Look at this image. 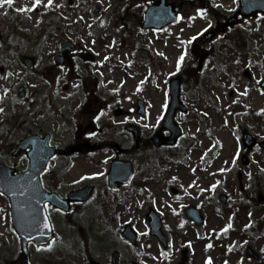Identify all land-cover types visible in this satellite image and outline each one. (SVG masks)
Segmentation results:
<instances>
[{
	"label": "rangeland",
	"instance_id": "rangeland-1",
	"mask_svg": "<svg viewBox=\"0 0 264 264\" xmlns=\"http://www.w3.org/2000/svg\"><path fill=\"white\" fill-rule=\"evenodd\" d=\"M148 2L153 0H0V162L25 170V153L14 150L33 134H51L61 150L85 142L69 163L58 155L42 181L49 190L61 186L62 195L83 184L95 188L88 201L74 205L72 221L48 205L56 236L48 246L30 245L34 264H112L114 251L121 264H264V146L248 149L243 140L246 130L264 142V18L240 20L206 41L200 36L221 26L206 7L230 16L239 0H168L180 7V19L160 30L142 27ZM129 11L139 13L132 24ZM66 42L75 49L58 64ZM139 44L149 56H134ZM199 49L206 52L203 68L181 88L187 111L175 115L182 130L178 143L129 152L136 138L128 124L139 126V146L157 131L169 135L162 127L169 81L193 67ZM22 57H30L33 68ZM114 158L135 166L131 182L117 189L107 182ZM67 164L63 183L54 170ZM225 171L229 180L222 184ZM100 198L105 204H98ZM189 206L200 210L203 224L186 216ZM151 209L160 216L166 247L149 232ZM127 224L137 234L135 244L122 236ZM20 248L9 202L0 194V264H17Z\"/></svg>",
	"mask_w": 264,
	"mask_h": 264
},
{
	"label": "water",
	"instance_id": "water-1",
	"mask_svg": "<svg viewBox=\"0 0 264 264\" xmlns=\"http://www.w3.org/2000/svg\"><path fill=\"white\" fill-rule=\"evenodd\" d=\"M159 5H153L146 11L145 27L161 28L169 22H174L177 19L178 8L173 6H166V0H158ZM194 1V0H190ZM260 12L264 15V0H241L240 10L237 14H242L244 18ZM160 15L158 19L155 16ZM237 22V17L230 18L227 25H233ZM212 34V33H211ZM210 34V35H211ZM73 47L65 44L63 49ZM62 61V57H58ZM204 59V53H201L198 59V66L200 67ZM27 66L32 67L33 63L29 58H24ZM264 86V83H262ZM180 80L175 79L171 82V97L172 101L169 110L165 116V126L172 131L170 138H162L159 134L152 139V143L159 144H174L180 136V129L174 123V115L177 108L182 105L179 101ZM143 107L142 103H140ZM143 112V110H141ZM138 136V130L130 126ZM245 140L248 146L254 144V139L250 135H245ZM49 136L41 138L39 136H31L21 142L17 148L18 150H26L29 157V168L25 172L14 174V169L7 167L5 164H0V192L4 193L11 203L12 223L22 239V247L27 257L28 264H30V256L28 251V243L33 240L37 244H46L53 238V230L50 220L47 216L45 203L51 202L53 205L64 210L70 209V201H84L92 191V187L82 188L73 191L69 198L62 199L56 193H49L42 188L40 182V174L45 170L49 160L54 156L55 149L50 147ZM75 149L68 152L72 153ZM121 168V170H120ZM132 175V165L127 162L116 161L113 163V170L110 175V183L115 186L116 182L127 183ZM188 216L191 217L197 224L202 223V218L198 210L191 207L187 210ZM148 221L151 225V233L157 235L163 243L165 238L161 231V223L159 217L152 211L148 215ZM132 242L136 238L134 233L128 226L124 233ZM91 264H97L92 261ZM113 264H118V254L113 255Z\"/></svg>",
	"mask_w": 264,
	"mask_h": 264
},
{
	"label": "snow or ice",
	"instance_id": "snow-or-ice-1",
	"mask_svg": "<svg viewBox=\"0 0 264 264\" xmlns=\"http://www.w3.org/2000/svg\"><path fill=\"white\" fill-rule=\"evenodd\" d=\"M3 2L7 3L9 5L13 4V0H3ZM35 3H36V5H39L41 3V0H35ZM51 3H52V0H48V4L51 5ZM26 10H27V6H25L24 8L17 9V11H26ZM200 11H201V15H203L204 14L203 10H200ZM180 59L182 61L183 60V56H181ZM2 111H3V109L0 108V112H2ZM0 194H2V193H0ZM209 264H211V261H209Z\"/></svg>",
	"mask_w": 264,
	"mask_h": 264
},
{
	"label": "flooded vegetation",
	"instance_id": "flooded-vegetation-1",
	"mask_svg": "<svg viewBox=\"0 0 264 264\" xmlns=\"http://www.w3.org/2000/svg\"><path fill=\"white\" fill-rule=\"evenodd\" d=\"M101 146H102V144H98V145H97V147H101Z\"/></svg>",
	"mask_w": 264,
	"mask_h": 264
}]
</instances>
